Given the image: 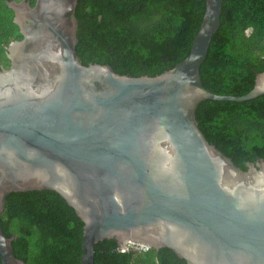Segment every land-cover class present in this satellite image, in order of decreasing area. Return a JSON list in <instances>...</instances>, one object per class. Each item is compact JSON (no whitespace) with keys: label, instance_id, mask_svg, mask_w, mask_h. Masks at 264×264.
Here are the masks:
<instances>
[{"label":"water","instance_id":"1","mask_svg":"<svg viewBox=\"0 0 264 264\" xmlns=\"http://www.w3.org/2000/svg\"><path fill=\"white\" fill-rule=\"evenodd\" d=\"M204 9L187 54L155 75L82 65L76 0H5L20 40L0 67V213L10 191L57 192L82 221L79 264L114 238L168 247L185 264H264V162L235 166L197 127L198 102L264 94V70L239 96L204 88L198 68L219 25ZM0 230V264H23Z\"/></svg>","mask_w":264,"mask_h":264},{"label":"trees","instance_id":"2","mask_svg":"<svg viewBox=\"0 0 264 264\" xmlns=\"http://www.w3.org/2000/svg\"><path fill=\"white\" fill-rule=\"evenodd\" d=\"M0 0V67L5 48L21 39L13 11ZM18 1V0H13ZM30 6L34 0H27ZM204 9L203 0H76L74 55L82 65L105 64L122 75H155L188 52ZM264 70V0H221L219 25L198 72L202 86L239 96ZM197 127L207 142L238 168L264 162V94L244 101L197 103ZM0 230L23 264H79L82 221L55 191L6 194ZM93 264H185L168 247L117 250L114 238L93 245Z\"/></svg>","mask_w":264,"mask_h":264},{"label":"built area","instance_id":"3","mask_svg":"<svg viewBox=\"0 0 264 264\" xmlns=\"http://www.w3.org/2000/svg\"><path fill=\"white\" fill-rule=\"evenodd\" d=\"M148 249V246L146 244L137 242V241H126L123 244L122 248H118L117 250L120 252L128 251V250H133V251H146Z\"/></svg>","mask_w":264,"mask_h":264},{"label":"flooded vegetation","instance_id":"4","mask_svg":"<svg viewBox=\"0 0 264 264\" xmlns=\"http://www.w3.org/2000/svg\"><path fill=\"white\" fill-rule=\"evenodd\" d=\"M148 246V245H147ZM149 247V246H148Z\"/></svg>","mask_w":264,"mask_h":264},{"label":"rangeland","instance_id":"5","mask_svg":"<svg viewBox=\"0 0 264 264\" xmlns=\"http://www.w3.org/2000/svg\"><path fill=\"white\" fill-rule=\"evenodd\" d=\"M129 241V240H128Z\"/></svg>","mask_w":264,"mask_h":264}]
</instances>
